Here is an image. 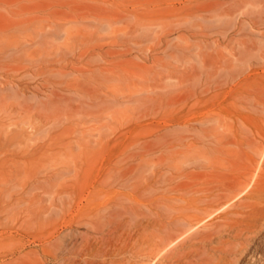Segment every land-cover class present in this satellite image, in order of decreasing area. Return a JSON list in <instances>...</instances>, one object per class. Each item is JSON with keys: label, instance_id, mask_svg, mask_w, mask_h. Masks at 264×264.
<instances>
[{"label": "rangeland", "instance_id": "rangeland-1", "mask_svg": "<svg viewBox=\"0 0 264 264\" xmlns=\"http://www.w3.org/2000/svg\"><path fill=\"white\" fill-rule=\"evenodd\" d=\"M260 56L264 0H0V264H43L53 218L45 264H217V232L210 259L165 230L239 167L217 132L264 102ZM251 167L200 229L242 221Z\"/></svg>", "mask_w": 264, "mask_h": 264}, {"label": "bare ground", "instance_id": "bare-ground-1", "mask_svg": "<svg viewBox=\"0 0 264 264\" xmlns=\"http://www.w3.org/2000/svg\"><path fill=\"white\" fill-rule=\"evenodd\" d=\"M211 162L216 167L228 168V165L223 164V162ZM255 178L256 175H254L253 180ZM248 186L250 187V185ZM248 186L246 185V188ZM239 187H241V182L238 179L225 176L215 191L188 201L181 213L170 219V224L165 230L167 241L165 243L167 244L164 248H168L189 236L188 238L198 240L194 244L197 255L206 252L210 259H214L216 257L209 252L211 250L209 243L211 242V235L217 232L220 242L229 243L219 248L222 254L217 256V264H264V233H262L264 231V181H259L249 200L242 206L241 212L237 211L242 215L241 222L215 227L212 232L200 229L205 221L240 197V193L236 192ZM216 204L222 205L213 208ZM165 214L169 216L170 213H163V215ZM223 234H226L227 238H224ZM254 244L256 245L254 246ZM156 250V253L160 252L159 248Z\"/></svg>", "mask_w": 264, "mask_h": 264}, {"label": "crops", "instance_id": "crops-1", "mask_svg": "<svg viewBox=\"0 0 264 264\" xmlns=\"http://www.w3.org/2000/svg\"><path fill=\"white\" fill-rule=\"evenodd\" d=\"M259 60L263 63L264 56H260ZM257 99L256 97L251 98L254 101ZM238 111L243 119L227 129L216 132L218 133V141H223L226 138L232 139V141L227 142L229 148L224 156L221 157L227 161H234L236 156L241 158L240 161L238 160L240 167L227 168L228 178L238 179L241 182V187L236 189V192L240 193L241 197L248 192L252 185V183L247 181L254 169L251 165H259L256 171L260 173V181H264V102L245 103L243 106L238 107ZM240 169L242 170L241 176H236ZM246 185H250V187L246 188ZM246 202L241 201L239 205L244 206ZM150 209L147 208L148 212L151 211ZM167 210L169 209H164V211ZM59 227V221L53 218L46 224L40 225L37 229L38 242L42 244L41 251L38 252L37 257L43 264H45V261L59 258L60 252L52 246L57 242L55 233Z\"/></svg>", "mask_w": 264, "mask_h": 264}]
</instances>
